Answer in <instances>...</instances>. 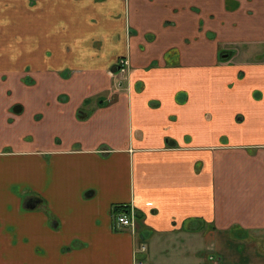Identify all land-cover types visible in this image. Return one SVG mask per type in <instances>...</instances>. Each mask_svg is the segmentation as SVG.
I'll list each match as a JSON object with an SVG mask.
<instances>
[{
	"label": "crops",
	"instance_id": "0c3cea01",
	"mask_svg": "<svg viewBox=\"0 0 264 264\" xmlns=\"http://www.w3.org/2000/svg\"><path fill=\"white\" fill-rule=\"evenodd\" d=\"M140 243L264 264V0H0V264Z\"/></svg>",
	"mask_w": 264,
	"mask_h": 264
},
{
	"label": "built area",
	"instance_id": "2783aa9c",
	"mask_svg": "<svg viewBox=\"0 0 264 264\" xmlns=\"http://www.w3.org/2000/svg\"><path fill=\"white\" fill-rule=\"evenodd\" d=\"M119 72L121 74H125L127 72V61L125 59H121L117 63ZM118 210L113 212V228L116 231H122V230H128L131 231V233L135 232V227L137 225V216L136 211L132 205H123L120 207H117ZM146 252V247L139 244L138 251L136 252L134 256V264H142V260L139 257V255H142ZM211 264H218V263H211Z\"/></svg>",
	"mask_w": 264,
	"mask_h": 264
},
{
	"label": "rangeland",
	"instance_id": "374dc122",
	"mask_svg": "<svg viewBox=\"0 0 264 264\" xmlns=\"http://www.w3.org/2000/svg\"><path fill=\"white\" fill-rule=\"evenodd\" d=\"M81 113V112H80ZM78 113V114H80ZM135 232H136V227H135ZM135 234V233H134ZM137 234V233H136ZM142 244V243H141ZM144 245V244H142ZM145 255V254H144ZM143 255V256H144ZM143 256H140L141 260H142V264H167L170 263V255L169 254H164L163 257H159V256H153V257H146L145 258ZM204 258H202V256L200 255H196L195 256V260H194V264H199V262H201Z\"/></svg>",
	"mask_w": 264,
	"mask_h": 264
},
{
	"label": "trees",
	"instance_id": "16d2710c",
	"mask_svg": "<svg viewBox=\"0 0 264 264\" xmlns=\"http://www.w3.org/2000/svg\"><path fill=\"white\" fill-rule=\"evenodd\" d=\"M78 117H79V118H83V117H81L79 114H78ZM117 210H118V208L115 209V211H117Z\"/></svg>",
	"mask_w": 264,
	"mask_h": 264
}]
</instances>
